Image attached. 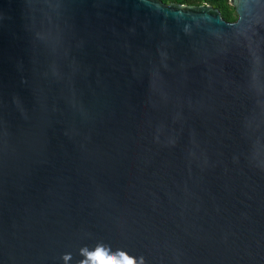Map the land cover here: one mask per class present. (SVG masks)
<instances>
[{
  "label": "water",
  "instance_id": "obj_1",
  "mask_svg": "<svg viewBox=\"0 0 264 264\" xmlns=\"http://www.w3.org/2000/svg\"><path fill=\"white\" fill-rule=\"evenodd\" d=\"M0 0V264H264V0Z\"/></svg>",
  "mask_w": 264,
  "mask_h": 264
},
{
  "label": "trees",
  "instance_id": "obj_2",
  "mask_svg": "<svg viewBox=\"0 0 264 264\" xmlns=\"http://www.w3.org/2000/svg\"><path fill=\"white\" fill-rule=\"evenodd\" d=\"M163 3H177L187 6L210 5L217 9L222 18L227 22H234L237 19L235 7L230 4V0H161Z\"/></svg>",
  "mask_w": 264,
  "mask_h": 264
}]
</instances>
